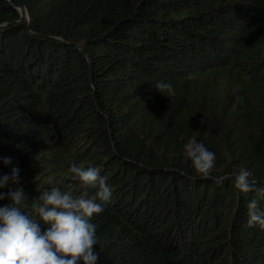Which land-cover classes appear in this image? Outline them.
Returning <instances> with one entry per match:
<instances>
[{
  "label": "trees",
  "instance_id": "1",
  "mask_svg": "<svg viewBox=\"0 0 264 264\" xmlns=\"http://www.w3.org/2000/svg\"><path fill=\"white\" fill-rule=\"evenodd\" d=\"M73 163L112 191L97 264H264L247 226L248 202L264 210V0H0V175L20 169L27 210ZM242 168L255 191L234 187Z\"/></svg>",
  "mask_w": 264,
  "mask_h": 264
},
{
  "label": "clouds",
  "instance_id": "2",
  "mask_svg": "<svg viewBox=\"0 0 264 264\" xmlns=\"http://www.w3.org/2000/svg\"><path fill=\"white\" fill-rule=\"evenodd\" d=\"M154 87L162 94H174L169 83L158 82ZM183 148L197 174L193 179H209L215 153L195 137ZM225 155L231 159L230 154ZM3 163L10 164L11 158H4ZM100 171L71 164L68 173L72 183L67 190L52 187L40 191L27 210L23 208L22 188H13L19 185L20 169L13 167L10 174L0 175V189H7L0 191V200L8 201L0 206V264H97L96 225L91 219L104 211L112 195ZM251 176L250 171L240 169L233 178L234 187L243 193L255 191L256 181ZM247 216L248 227L264 229V210L256 199L248 202Z\"/></svg>",
  "mask_w": 264,
  "mask_h": 264
},
{
  "label": "water",
  "instance_id": "3",
  "mask_svg": "<svg viewBox=\"0 0 264 264\" xmlns=\"http://www.w3.org/2000/svg\"><path fill=\"white\" fill-rule=\"evenodd\" d=\"M17 8H18L19 13H20V19L28 22V16H27L25 8L23 6H19ZM25 14H26V17L24 18Z\"/></svg>",
  "mask_w": 264,
  "mask_h": 264
},
{
  "label": "rangeland",
  "instance_id": "4",
  "mask_svg": "<svg viewBox=\"0 0 264 264\" xmlns=\"http://www.w3.org/2000/svg\"><path fill=\"white\" fill-rule=\"evenodd\" d=\"M26 17V14H25V16H24V18Z\"/></svg>",
  "mask_w": 264,
  "mask_h": 264
}]
</instances>
